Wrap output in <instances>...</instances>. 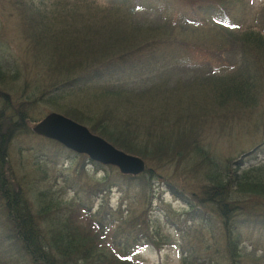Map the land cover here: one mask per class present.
I'll return each mask as SVG.
<instances>
[{
    "label": "trees",
    "instance_id": "1",
    "mask_svg": "<svg viewBox=\"0 0 264 264\" xmlns=\"http://www.w3.org/2000/svg\"><path fill=\"white\" fill-rule=\"evenodd\" d=\"M182 1L191 13L173 20L166 8L141 17L146 0H119L110 8L94 0H14L34 60L33 69L23 73L17 62L3 64L0 51V229L7 233L0 242H10L11 257L18 255L0 264H141L142 249L164 246L148 231V213L161 188L189 208L181 224L198 221V232L214 241L207 247L213 259L185 255L180 264H220L218 256L228 264H263L259 251H248L243 235L255 229L252 236L260 239L252 243L261 247L264 166L240 173L246 153L218 156L205 131L224 128L242 110L264 118V8L254 19L259 30L242 29L233 25L240 22L235 16L240 0ZM211 13H225L232 22L209 20ZM191 15L196 20L187 19ZM190 29L205 33L204 40L188 38ZM198 52L202 59L196 64ZM224 62L228 67L213 69ZM102 76L104 87L85 86ZM39 104L152 169L123 176L85 157L74 180L64 171L52 176L45 166L66 153L62 147L53 144L47 153L14 143L32 135L28 123L48 114L35 113ZM12 154L18 155V169L10 166ZM87 165L96 175L103 170L104 177L90 176ZM184 176L194 185L181 183ZM115 190L126 192L128 205L123 199L116 209L104 199L97 211L89 206L93 197ZM137 193L146 207L135 217ZM115 229L118 240L131 244L126 255L116 249L121 242L103 245Z\"/></svg>",
    "mask_w": 264,
    "mask_h": 264
},
{
    "label": "rangeland",
    "instance_id": "2",
    "mask_svg": "<svg viewBox=\"0 0 264 264\" xmlns=\"http://www.w3.org/2000/svg\"><path fill=\"white\" fill-rule=\"evenodd\" d=\"M36 2H41L44 0H35ZM103 8H110L113 2L119 0H94ZM146 6L142 11L141 17H148L149 12L155 13L154 15H159L160 12L152 11L151 9H159L164 11V8L168 9V12L172 15L173 20L181 19L180 13H185V15L190 14V6L187 2L182 0H146ZM237 4V10L235 11V16L240 21L236 27L240 28H254L259 30V24L254 21V19L259 15L261 10L264 8V0H240ZM17 6L14 4V0H0V51L3 54L2 63L6 61L17 62L19 64V70L23 73L28 71L33 67V60L34 55L29 50L28 42L24 38V34L22 31V22L23 17L20 15V12L16 10ZM125 9V8H124ZM135 9H138L137 7ZM175 11V13H174ZM137 16L139 14L135 13ZM224 16H223V15ZM219 15L223 17L220 18ZM225 13H211L207 19L211 20L214 19L218 22L226 23L227 25L231 24L232 19L229 18ZM187 19L196 20L195 18L188 17ZM226 24H223L226 26ZM180 31L177 30L176 33L178 34ZM182 33V32H181ZM202 31L198 29L188 30L186 36L191 39L195 40H204L201 35H204ZM197 56L199 60H195L193 63L199 64L201 63V54L198 52ZM229 64L226 62L217 65L212 64L213 69H219L222 67H228ZM33 69V68H32ZM224 71H228V68L224 69ZM215 73L218 72L214 71ZM105 79V77H104ZM23 82L20 84L22 85ZM91 86H88L89 89H98L100 87H104V80L102 78L96 80L93 79L91 81ZM134 85V84H132ZM144 84H136V86L140 87ZM10 95V94H9ZM11 96V95H10ZM14 98V97H13ZM47 108L44 105L39 104L36 107V112L39 113L42 111L43 115L49 113L46 110ZM232 116V114H230ZM43 117V116H41ZM264 119V118H263ZM258 120L257 118L250 117L249 114L245 116L243 110L240 111L238 114H235L234 118H230L228 123H226L224 128L217 127L214 129L215 126L209 127L205 131L206 139L210 148L220 157H233L237 158L243 153H248L245 156L246 159V166L244 169L248 170L253 167H261L264 165V124L262 125V121ZM36 120H40L37 118ZM217 124V123H216ZM215 124V125H216ZM15 147H23L26 149H33L35 152L46 151L47 153H51L53 142L51 141H43L39 138H33L30 136L20 138L16 140ZM260 143H263L262 146L259 147V150H254L259 146ZM15 144H13L14 147ZM57 144H54V147ZM254 150V151H253ZM66 151V150H64ZM253 151V152H252ZM66 153H69L66 151ZM61 154L59 157L55 159H51L47 166L50 174L53 176L56 174V171H64L66 172L68 169V173L71 175V179L74 180L73 177H76L75 168L78 165H82L86 163V158H76L73 154ZM16 158L14 159L15 163H12L11 168H20V162L17 161L18 158L15 154ZM11 159V158H10ZM17 161V162H16ZM11 163V162H10ZM29 165H32V161L29 162ZM68 166V167H67ZM88 170L91 172L89 173L90 176H94L97 178L104 177L103 172L93 173L92 169L89 165H87ZM104 166H101L100 169H103ZM26 169V168H25ZM110 170V167L108 168ZM116 173H119L116 169H114ZM86 172V170H84ZM86 175V174H85ZM84 175V177H85ZM21 177V176H18ZM186 181H180L181 183H188L190 185L193 184V180L188 181L189 176H184ZM86 181H84L85 183ZM83 183V185H84ZM91 186V184L87 183ZM156 186L161 185V182L156 180L154 181ZM162 189V188H161ZM158 190L160 194L153 200L152 207L148 213L149 218V225L148 231L154 234V239L161 245H164L161 250H158L153 247L144 248L139 253H137L138 259L141 264H180L181 260L184 258L185 255L189 256H197L200 257L203 262L209 261L213 259L212 250H207L208 246H214L213 239L211 242L207 240V234L204 232L199 233L198 229L200 227L198 221L192 220H185L186 227H184L181 222L184 217H187V210L186 207L181 201H177L175 198L171 196L168 191L165 189ZM127 197L126 192L124 194L119 193L118 191H113L110 193L106 198H104L101 194H98L96 197H93L90 201L86 198V196H82V200L90 202L89 206H93L94 210L97 209L104 203V199L108 200L118 209L123 199ZM65 198H73V195L67 196ZM140 198V194L137 193V200L135 201V207L138 209L136 211L135 217H138L142 214V210L145 209V204L143 201H138ZM128 205V200L125 199ZM254 229V228H252ZM256 233L255 229L251 230L248 229L245 231L243 235L244 244L248 248V251L255 250L259 251L260 255L263 257V264H264V240L260 243L261 247L255 246L252 241L256 240L258 243L260 237L258 235H253ZM7 234V233H6ZM6 234H3V230L0 229V241L5 240ZM211 234V233H210ZM115 236L121 237L118 230H109L107 237L104 239V243L108 246H114V244H118L121 242L120 248H116L121 255L125 254L127 251H131L130 247L131 244L125 240H118ZM170 236V237H169ZM252 236V237H251ZM264 239V233L262 234ZM172 238V242L170 243V239ZM259 238V239H258ZM2 242V241H1ZM0 242V261L7 262L4 260H9L12 258L18 257V255L12 256L15 253V250H12L10 247V242L1 243ZM9 243V244H8ZM255 243V244H256ZM188 249H191V252L188 253ZM251 249V250H250ZM121 250V251H120ZM191 254V255H190ZM132 255V254H130ZM220 264H228V262L223 261L218 256L217 260ZM216 262V261H215Z\"/></svg>",
    "mask_w": 264,
    "mask_h": 264
},
{
    "label": "water",
    "instance_id": "3",
    "mask_svg": "<svg viewBox=\"0 0 264 264\" xmlns=\"http://www.w3.org/2000/svg\"><path fill=\"white\" fill-rule=\"evenodd\" d=\"M33 132L86 155L91 161L117 167L125 175L137 176L146 169L142 159L118 150L86 126L59 113L49 114L33 128Z\"/></svg>",
    "mask_w": 264,
    "mask_h": 264
}]
</instances>
